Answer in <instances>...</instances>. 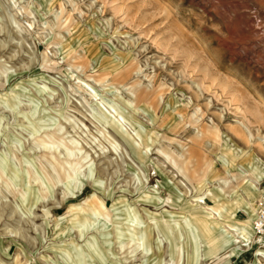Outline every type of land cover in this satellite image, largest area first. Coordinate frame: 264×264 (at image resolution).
<instances>
[{
    "label": "rangeland",
    "instance_id": "1",
    "mask_svg": "<svg viewBox=\"0 0 264 264\" xmlns=\"http://www.w3.org/2000/svg\"><path fill=\"white\" fill-rule=\"evenodd\" d=\"M262 205L264 0H0V264H264Z\"/></svg>",
    "mask_w": 264,
    "mask_h": 264
},
{
    "label": "bare ground",
    "instance_id": "2",
    "mask_svg": "<svg viewBox=\"0 0 264 264\" xmlns=\"http://www.w3.org/2000/svg\"><path fill=\"white\" fill-rule=\"evenodd\" d=\"M143 98H147V95L144 92H141V94L138 95V101L140 102L141 100H143ZM240 121L239 120L237 121L238 123H240L239 125L241 127V128H239L237 130V132L240 135L244 136L245 139H246V141L249 142V137L246 134L248 132H250V128L246 124L247 121L246 122H244V121H241L240 122ZM225 163H228L227 159H225ZM256 169H258V168L255 167V170H254V173L255 174L254 175H255V177L257 179H260L261 178V175H262V172H260V171H258ZM255 186L256 187H254V188L257 190V186H258L257 182H256V185ZM255 193L253 192V189H251V187H249L248 189L245 190V193L244 194L246 196L250 197V199H251L250 202L249 201H246L245 200V197L243 198V196L241 194L236 197V199L239 202H241V203H243L245 201L244 207L247 210V214H248L247 219L248 220H247L246 224L242 225V227H238L239 224L236 221H235L236 223L233 224V225L226 226V227L221 226L220 227V230H219V232L217 234V236L216 235H210L211 238H214V239L216 237L218 238L217 240H215V243H217L218 240H221L222 241L223 239H225V241H226L225 247H228V246H231L232 244L241 242L243 248L241 247V250L239 252H237V254H239V255H240V253H242L245 250L244 247H246V248H250L251 247V240H252V237L254 236V231L252 229V228H254V224H253V227H251L250 222L252 221V215L258 210L257 209V206H254L253 199H252V196H254ZM262 196H263V194H262ZM157 199H159V198H157ZM200 199H201V201H204V202L206 201V197L205 196H202ZM210 211H207L206 216L210 217V216H213V214H214V215H217V218H221V219H222V217L225 218V215L223 213L224 212L223 207H220L219 206L218 208H212ZM212 211H213V214H212ZM257 213H258V211H257ZM257 213H256V215L254 217V220H255V218L257 216ZM168 214H169V217H172V218L174 217V213L168 212ZM204 226H205L204 229L207 232H210V229L206 225H204ZM258 237H261L262 240H263L264 235H259ZM214 239H212V241H214ZM259 242H261V240ZM235 248L236 247H233L232 250H234ZM256 261L259 262V263L260 262H264V248L262 249V247H259L257 249V251H256Z\"/></svg>",
    "mask_w": 264,
    "mask_h": 264
},
{
    "label": "built area",
    "instance_id": "3",
    "mask_svg": "<svg viewBox=\"0 0 264 264\" xmlns=\"http://www.w3.org/2000/svg\"><path fill=\"white\" fill-rule=\"evenodd\" d=\"M263 206V205H262ZM261 213H259L257 215V220H256V228L258 231H264V206L262 208V210L260 211Z\"/></svg>",
    "mask_w": 264,
    "mask_h": 264
}]
</instances>
